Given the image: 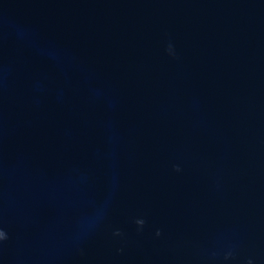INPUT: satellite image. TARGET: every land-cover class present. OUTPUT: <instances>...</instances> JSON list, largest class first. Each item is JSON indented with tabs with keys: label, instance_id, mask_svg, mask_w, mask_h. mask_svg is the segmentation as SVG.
<instances>
[{
	"label": "water",
	"instance_id": "obj_1",
	"mask_svg": "<svg viewBox=\"0 0 264 264\" xmlns=\"http://www.w3.org/2000/svg\"><path fill=\"white\" fill-rule=\"evenodd\" d=\"M2 234L0 264H264V0H0Z\"/></svg>",
	"mask_w": 264,
	"mask_h": 264
},
{
	"label": "clouds",
	"instance_id": "obj_2",
	"mask_svg": "<svg viewBox=\"0 0 264 264\" xmlns=\"http://www.w3.org/2000/svg\"><path fill=\"white\" fill-rule=\"evenodd\" d=\"M142 223V222H141ZM4 237V234L0 235V238H3Z\"/></svg>",
	"mask_w": 264,
	"mask_h": 264
}]
</instances>
